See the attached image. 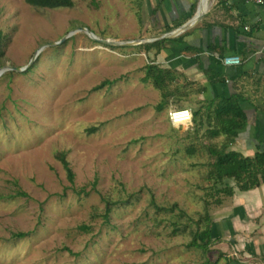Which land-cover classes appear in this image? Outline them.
Instances as JSON below:
<instances>
[{
	"label": "rangeland",
	"instance_id": "rangeland-1",
	"mask_svg": "<svg viewBox=\"0 0 264 264\" xmlns=\"http://www.w3.org/2000/svg\"><path fill=\"white\" fill-rule=\"evenodd\" d=\"M73 1L0 0V67H25L0 75V264L210 263V250L188 247L181 230L189 220L195 229L208 188L207 153L188 152L199 145L190 121L172 125L156 109L160 92L140 80L142 44L111 46L79 29L114 41L150 36L155 0ZM102 197L129 202L105 222ZM151 200L176 207L157 211Z\"/></svg>",
	"mask_w": 264,
	"mask_h": 264
},
{
	"label": "crops",
	"instance_id": "crops-1",
	"mask_svg": "<svg viewBox=\"0 0 264 264\" xmlns=\"http://www.w3.org/2000/svg\"><path fill=\"white\" fill-rule=\"evenodd\" d=\"M199 3L203 14L197 23L171 37L179 38L165 42L158 53L154 48L144 51L147 62L172 74V81L167 82L171 94L163 109L187 108L194 112L204 101L237 95L245 125L229 148L252 158L264 153V3L155 0L150 8L151 35L184 23ZM232 55L240 58L239 64L222 62L223 57ZM189 123L192 131L195 126L192 120ZM257 177L259 183L246 189L230 180L232 194L208 211L212 239L209 252L214 256L211 264H264V179L259 173Z\"/></svg>",
	"mask_w": 264,
	"mask_h": 264
},
{
	"label": "trees",
	"instance_id": "trees-1",
	"mask_svg": "<svg viewBox=\"0 0 264 264\" xmlns=\"http://www.w3.org/2000/svg\"><path fill=\"white\" fill-rule=\"evenodd\" d=\"M93 1V0H92ZM25 3L35 8H57V7H73V0H24ZM193 7H191V10ZM179 25V23L177 24ZM169 29V28H168ZM163 38L150 43L142 44L144 51L150 48L155 49V54L164 47L165 42L168 40L178 39ZM4 43V36L0 32V56L2 55V48ZM142 82H149L152 86L160 92V101L156 105L158 111L162 110L166 104L168 96L171 94L167 82L172 81V74L169 70L160 67L158 64L149 61L144 66V74L140 79ZM113 80H103L99 84L94 85L91 90H98L106 84H112ZM191 120L193 121L194 128L191 132V138L195 144L188 147V152L195 153L200 150H205L207 153V170L202 175V179L208 182L205 192V199L203 201V211L199 218L193 223L195 229H191L190 220L188 215L182 209L178 210V217L185 218L181 230L188 229L190 240L187 243L188 247L200 248L203 252L209 250L212 242L210 224L211 220L208 211L212 207H217L221 204L224 196L232 194V186L229 184L233 180L239 188L246 189L259 183L257 174H260V179H264V169H260L264 165V153H257L252 158L242 157L236 151L229 148L230 142L233 141L237 132L245 125V114L240 107L237 95H231L227 98H213L204 101L199 109L191 112ZM95 127H90L87 131L92 132ZM221 136V137H220ZM218 141L206 143L215 138ZM56 158L61 162L67 179L72 182L74 173L66 159L64 151H58ZM17 194H25L18 192ZM104 202V211L101 217L105 222H108L112 208L117 204L128 203V200H112L102 197ZM151 204L157 211H171V207H164L156 204L151 200ZM81 229L88 230V226L81 225ZM180 230L177 226L174 231ZM26 232H17L13 236L22 238L26 236ZM70 251L69 249H67ZM211 264V263H207Z\"/></svg>",
	"mask_w": 264,
	"mask_h": 264
},
{
	"label": "water",
	"instance_id": "water-1",
	"mask_svg": "<svg viewBox=\"0 0 264 264\" xmlns=\"http://www.w3.org/2000/svg\"><path fill=\"white\" fill-rule=\"evenodd\" d=\"M203 11H202V6L199 3L195 12L182 24L178 25L177 27L163 33H157L154 35H150L141 39H134V40H129V41H114V40H109V39H101L97 38L90 30H88L85 27H79L80 30L85 31L92 37L93 39L102 42L107 45L111 46H120V45H139V44H145V43H150L159 39L163 38H171L182 31L188 29L190 26L194 25L199 21V19L202 17ZM14 70V71H23L25 67H16V66H4L0 67V75L5 71V70Z\"/></svg>",
	"mask_w": 264,
	"mask_h": 264
},
{
	"label": "built area",
	"instance_id": "built-area-1",
	"mask_svg": "<svg viewBox=\"0 0 264 264\" xmlns=\"http://www.w3.org/2000/svg\"><path fill=\"white\" fill-rule=\"evenodd\" d=\"M255 4H262L264 0H249ZM224 64L236 65L240 63V58L236 55L222 58ZM168 120L171 124L181 125L191 120V111L187 108H172L167 112Z\"/></svg>",
	"mask_w": 264,
	"mask_h": 264
}]
</instances>
